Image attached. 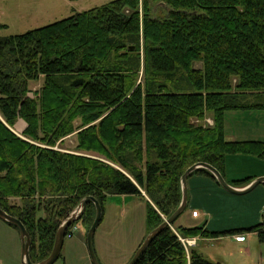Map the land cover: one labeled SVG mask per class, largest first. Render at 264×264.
<instances>
[{
	"label": "trees",
	"instance_id": "obj_1",
	"mask_svg": "<svg viewBox=\"0 0 264 264\" xmlns=\"http://www.w3.org/2000/svg\"><path fill=\"white\" fill-rule=\"evenodd\" d=\"M239 109H264V0H108L0 35V208L24 224L33 262L86 195L101 209L107 195L140 196L147 233L178 206L189 165L207 162L225 178L228 155L264 159V140L225 138V112ZM18 119L20 134L11 129ZM69 134L75 149L106 161L54 148ZM193 173L219 184L205 168ZM94 213L88 201L78 220ZM177 217L134 264H221L186 250L177 234L235 230ZM246 230L264 241V217Z\"/></svg>",
	"mask_w": 264,
	"mask_h": 264
},
{
	"label": "rangeland",
	"instance_id": "obj_2",
	"mask_svg": "<svg viewBox=\"0 0 264 264\" xmlns=\"http://www.w3.org/2000/svg\"><path fill=\"white\" fill-rule=\"evenodd\" d=\"M106 1L108 0H42L40 2L34 0L33 3L17 4L14 0H0V35L20 33ZM156 14L160 16L164 12L162 9H157ZM194 65L200 66V63L196 62ZM139 79H141V72ZM40 83L41 78L38 82L31 84V90L38 88ZM255 99V97H250V100ZM208 119L210 122L207 121ZM203 122L212 123L209 114H206ZM223 125L226 139L264 140V109L226 111ZM21 128V123H15L11 129L20 134ZM74 145L75 134H69L61 141L56 142L54 148L104 159L95 152L75 149ZM241 166L239 163L238 171ZM235 167L231 165V169ZM252 167L264 169V163L263 165L254 163L244 165V169ZM141 192L144 194L142 190ZM146 207L145 200L137 195L112 194L106 196L102 204L101 219L95 228L92 240L94 253L100 264H126L129 261L146 235ZM210 216L202 209L190 210L189 207H186L175 222L182 225L205 223L208 229H219V231L228 227H237L235 232L249 234L246 228H239L240 223L234 216L226 215V220L220 219L219 216H213L209 223ZM93 218L94 214L83 221L76 220L69 227L71 235L64 236L60 255L52 264H91L86 248L85 234ZM218 219L220 220L218 221ZM190 237L195 238L194 248L211 261L221 264H264V241L258 240L256 236L252 239L254 241L246 237L243 242L234 241L231 234L227 232L217 237ZM20 249L18 230L0 219V264H23Z\"/></svg>",
	"mask_w": 264,
	"mask_h": 264
},
{
	"label": "crops",
	"instance_id": "obj_3",
	"mask_svg": "<svg viewBox=\"0 0 264 264\" xmlns=\"http://www.w3.org/2000/svg\"><path fill=\"white\" fill-rule=\"evenodd\" d=\"M14 1L17 4L34 2V0H14ZM40 1L42 0H37V2ZM16 123H21L22 125L21 130L25 126L24 121L21 119H18ZM242 140H246V139H242ZM239 163H241L242 166L238 171L237 166ZM248 163L263 165L264 159L255 158L247 155H238V154H235L234 156L232 155L227 156L225 158V166H224L225 178L233 179V178L253 175L254 176L252 177L253 179L257 176L264 175V169H261L260 167H257V169L253 167L250 169L249 168L244 169V165ZM231 165H234L236 167L231 169ZM235 187L240 188L243 186H235ZM186 188H187L186 207H189L190 210L199 208V210L202 209L206 214L211 215L209 218V223L212 220L213 216H219L220 219L226 220L227 219L226 215H229L232 217L234 216L237 219V221L240 223L239 228H248L263 220L264 183L257 184L253 189H251L250 191L244 194H234L225 190L222 186L217 184L215 180H213L208 175L202 173H193V174H189L186 178ZM197 215H199L198 212ZM220 219H218V221ZM203 225L208 229L205 223H203ZM229 226H233V225H229ZM237 229H238L237 227H228L221 231L237 230ZM214 231H219V229H215ZM248 232L249 234H245L243 232H235V231L227 232V233H230L231 238L234 239V241L236 242H243L246 240V237H248L249 240L254 241L252 239H254L253 237L255 236L259 240L257 233L255 231H248ZM217 236H212V237H217Z\"/></svg>",
	"mask_w": 264,
	"mask_h": 264
},
{
	"label": "water",
	"instance_id": "obj_4",
	"mask_svg": "<svg viewBox=\"0 0 264 264\" xmlns=\"http://www.w3.org/2000/svg\"><path fill=\"white\" fill-rule=\"evenodd\" d=\"M205 168L209 170L217 180L220 186H222L225 190L234 193V194H244L251 189H253L257 184L264 183V175L257 176L253 178L250 182H248L243 187H235L229 184L223 175L211 164L204 161H197L193 164L189 165L183 173L180 175V189H181V199L178 206L173 210V212L165 218L162 222H160L157 226L152 228L149 232L146 233L142 241L137 246L133 255L129 259L126 264H134V262L138 259L140 254L144 251L145 247L148 243L161 231V229L167 225H170L171 222L185 209L187 203V188H186V178L187 176L197 168ZM88 201H91L94 204L95 213L94 218L88 227L85 234V243L88 252V256L91 264H100L95 256L92 240L95 228L97 227L102 214V209L99 201L92 195H86L80 199L78 204L73 208V210L68 214L66 218L62 220L56 229L53 244L50 252L43 259L33 262L29 257V245H30V236L28 231L26 230L24 224L15 216L7 213L5 210L0 208V219L5 222L13 224L19 234L20 239V257L23 264H52L59 256L62 242L64 236L66 234V230L68 227L73 224L76 220H78L84 211L85 205Z\"/></svg>",
	"mask_w": 264,
	"mask_h": 264
},
{
	"label": "built area",
	"instance_id": "obj_5",
	"mask_svg": "<svg viewBox=\"0 0 264 264\" xmlns=\"http://www.w3.org/2000/svg\"><path fill=\"white\" fill-rule=\"evenodd\" d=\"M207 121H209V119ZM65 235H71V231L69 230V232H67ZM177 237L181 241V243L183 244V246L186 250H187L188 246H191L195 243L194 237H184V236H181L179 234H177Z\"/></svg>",
	"mask_w": 264,
	"mask_h": 264
}]
</instances>
